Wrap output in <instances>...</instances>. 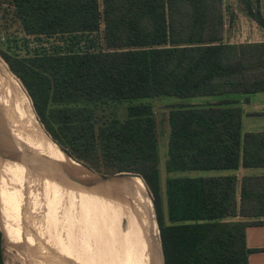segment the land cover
I'll list each match as a JSON object with an SVG mask.
<instances>
[{
	"label": "trees",
	"instance_id": "trees-1",
	"mask_svg": "<svg viewBox=\"0 0 264 264\" xmlns=\"http://www.w3.org/2000/svg\"><path fill=\"white\" fill-rule=\"evenodd\" d=\"M241 1L264 27L259 0ZM1 3L25 36L62 42L25 56L0 46L41 126L95 173L143 180L165 264H248L259 249L245 229L264 225V172L236 171L264 170V130H242L238 96L264 91V40L229 42L224 0ZM171 96L219 97L169 105L166 172L221 173L167 176L163 190L153 103Z\"/></svg>",
	"mask_w": 264,
	"mask_h": 264
},
{
	"label": "bare ground",
	"instance_id": "bare-ground-1",
	"mask_svg": "<svg viewBox=\"0 0 264 264\" xmlns=\"http://www.w3.org/2000/svg\"><path fill=\"white\" fill-rule=\"evenodd\" d=\"M2 93L6 95V98L1 95ZM41 128L42 126L24 92L6 65L0 61V145L3 150L14 156L16 154L26 155L22 162L0 161V180L5 188L8 228L12 226L10 219L12 211L9 206H12L11 204L15 201L21 206L30 201L28 200L30 194L26 191L31 188L23 182L29 181L34 184L33 180L39 181L41 176L49 173L47 176L60 179L62 185L58 186L65 185L64 181H66L76 187L73 192L78 195L65 200L70 209V215L74 218L73 221L77 220L78 215L86 218L85 224L88 226L89 233L95 231L94 227L99 221L103 223L104 234L97 231L94 237L99 242L102 241V244L107 238L111 241L114 240L110 247L114 252L109 251L110 256H115L112 264H163L159 231L152 203L142 180L140 181L139 177L116 176L113 178L117 179L111 178L113 180L109 179L110 181L97 183L96 186L88 189L84 188L73 182L70 177H75H72L74 181L96 183L98 180L100 182L98 176L60 152L57 146L51 142L49 135L44 133L45 131ZM60 193L62 194L64 191ZM81 198L90 207L85 208L81 203L83 202ZM41 199L40 202L44 204L42 213L45 214L43 216L49 218V212L50 214L54 212L53 215L57 217L54 209L55 203L47 205L46 203L51 200ZM27 214L26 209V219L22 218L24 220L22 223L26 227L23 226L22 230L17 231L21 239L17 240L15 237L13 240L7 237V244L14 245L17 241H22L25 244L28 238V229L30 232V226L34 219L33 216L32 219H29ZM40 218L35 219L39 220ZM123 219L126 222L125 230L119 227V223ZM92 228L94 229L92 230ZM18 246L20 249L21 245ZM22 249L25 250L23 247ZM96 252L101 254L98 249L95 250Z\"/></svg>",
	"mask_w": 264,
	"mask_h": 264
},
{
	"label": "rangeland",
	"instance_id": "rangeland-1",
	"mask_svg": "<svg viewBox=\"0 0 264 264\" xmlns=\"http://www.w3.org/2000/svg\"><path fill=\"white\" fill-rule=\"evenodd\" d=\"M1 2L2 0H0V46L7 52L15 54L17 56H25L33 54L34 52L40 51L42 49L50 50V47L52 45L62 43L61 41H57V39L53 38L47 39L44 37L35 38L25 36L18 23V20L14 18L12 11L10 9L6 10V4H2ZM224 3L226 5L225 32L227 40L242 42L264 38V36L262 37L260 32L256 30V23L247 16L244 4L241 0H224ZM259 8L264 15V0H259ZM231 14L233 15V18L230 21ZM259 34L260 36L258 37ZM0 61L4 63L1 58ZM12 76L16 80V77L14 75ZM22 89L25 91L23 87ZM1 95L6 98V95L4 93H2ZM27 97L29 98L28 95ZM218 97L219 96H190L180 98L171 96L154 101V112L157 122L158 154L160 158L159 169L163 190L165 187V179L167 176L186 174L193 176H210L221 173L216 170L193 171L185 173H167L165 170L169 133V125L167 119L168 111L170 108L169 105L171 103L205 104L217 100ZM259 117L261 118L254 120V123H250V120H245L242 130L245 131L248 127L252 128L250 131L258 130L256 128L259 127L260 129L264 130V115H261ZM48 174L49 173H46L41 176V179L39 181L33 180L34 184H31L29 181L23 182L31 188L29 191H26L30 194L28 199L30 201H27V203H23L22 206L15 201L11 204L12 206H9L11 207L12 211V217L10 218L12 226L10 228H8L7 226V207L5 204L6 197H4L3 200L0 193L2 231L3 235L6 237V243L4 238L2 239V254L4 264H112L114 262L113 258L115 256H110L109 251H111V253L114 252V250L110 248L114 240L111 241L109 240V238H107L106 240L108 243L105 240V242H103L102 244V241L99 242L94 237V234H96L97 231L104 234L102 228L103 223L99 221L97 226L95 225L94 227L95 231L89 233L88 226H86L85 224L87 222L86 218L78 215L77 220L73 221L74 218L71 217L70 209L65 200L78 195V193L75 194V192H73V190H76V187L71 186V184L66 181H64L65 185L60 187L58 186L59 184L62 185L60 179L49 177L47 176ZM238 179H241L240 175ZM62 191H64V193L61 194L60 192ZM41 198L45 200H51L46 203L47 205L55 203L54 209L55 213L58 215L57 217L53 215L54 212H52L51 214L49 212V218L47 216H43L45 213H42L44 210L42 209L44 204L40 202L42 200ZM8 203L9 202L7 201V204ZM81 203L85 206V208L90 207L89 204L84 201V199ZM24 205L28 211L27 216L29 217V219H32V216L34 218L32 220V225L30 226V232L28 229V238L25 244H23L22 241H17V243L14 244L15 246L7 244V237L12 238L13 240L15 239V237H17V240L21 239L17 231L19 232L23 229L24 225L22 222H24V220L22 218L26 219V209ZM164 213H166L165 203ZM38 217L41 218L39 220L35 219ZM98 226L99 229L97 228ZM125 226L126 222L125 219H123L119 223V227L122 230H125ZM133 227L135 228L134 224ZM94 228H92V230ZM18 245H21L20 249H18ZM22 247L25 248V250L22 249ZM97 249L101 254H99L98 252L95 253V250Z\"/></svg>",
	"mask_w": 264,
	"mask_h": 264
},
{
	"label": "crops",
	"instance_id": "crops-1",
	"mask_svg": "<svg viewBox=\"0 0 264 264\" xmlns=\"http://www.w3.org/2000/svg\"><path fill=\"white\" fill-rule=\"evenodd\" d=\"M264 16V15H263ZM253 20V19H252ZM254 21V20H253ZM255 22V21H254ZM256 23V22H255ZM256 30H258L261 36H264V27L259 26L256 23ZM258 35V37L260 36ZM251 35V34H250ZM264 38L254 39L252 41H242V42H253V41H263ZM229 42L238 43V41L228 40ZM238 99H240L239 106L242 108V128L245 120H250V123H254L256 119H259L261 115H264V91L256 92L246 95H239ZM251 118V119H249ZM258 127V126H257ZM252 128L248 127L245 131H250ZM260 131L262 129L256 128ZM264 170L258 169H245L240 167L236 171L237 177H242L246 174L252 173H262ZM245 242L247 247L253 249H259L254 251L248 255V264H264V225H250L245 229Z\"/></svg>",
	"mask_w": 264,
	"mask_h": 264
},
{
	"label": "water",
	"instance_id": "water-1",
	"mask_svg": "<svg viewBox=\"0 0 264 264\" xmlns=\"http://www.w3.org/2000/svg\"><path fill=\"white\" fill-rule=\"evenodd\" d=\"M36 115V114H35ZM40 123V122H39ZM43 128V127H42ZM41 128V129H42ZM44 130V129H43ZM45 131V130H44ZM44 133H46V132H44ZM51 139V138H50ZM51 142L53 143V144H55L56 146H57V148L59 149V151L60 152H62L66 157H68V158H70L72 161H75L72 157H70L67 153H65L52 139H51ZM24 158H26V155H21V154H16L15 156L13 155V154H10L9 152H7V151H5V150H3V148L1 147V145H0V161L1 162H5V161H11V162H22L23 160L22 159H24ZM76 163L77 164H79V165H81L83 168H85L86 170H88V171H90L91 173H93V174H95V175H97L98 176V178L100 179V182H99V180L98 181H96V183H91V182H87V183H84V182H79V181H74L73 179H72V177H70V179L73 181V182H75V183H77V184H80L81 186H83L84 188H86V189H88L89 187H93V186H96L97 185V183L99 184V183H102V182H106V181H108L109 179H111V178H113V177H116L117 175H112V176H108V177H103V176H101V175H99V174H97V173H95L94 171H92L91 169H89V168H87L86 166H84V165H82L81 163H79V162H77L76 161ZM58 166V165H57ZM59 167V166H58ZM68 173H70V172H68ZM131 177H139V176H137V175H130ZM73 178H75V177H73ZM140 178V177H139ZM143 181V180H142ZM144 183V182H143ZM146 190H147V195L149 196V199H150V201H151V203H152V207H153V213H154V217H155V221H156V224H157V227H158V231H159V236H160V230H159V225H158V221H157V216H156V211H155V207H154V204H153V201H152V199H151V196H150V194H149V192H148V189H147V187H146ZM0 230L2 231V229L0 228ZM4 238V235H3V231H2V239ZM160 250H161V256H162V262H163V264H165V260H164V253H163V248H162V242H161V236H160Z\"/></svg>",
	"mask_w": 264,
	"mask_h": 264
}]
</instances>
